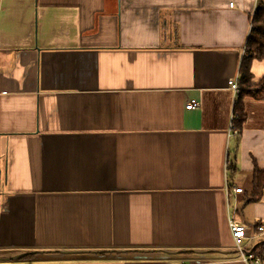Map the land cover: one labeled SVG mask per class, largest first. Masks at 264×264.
<instances>
[{
	"label": "crops",
	"instance_id": "crops-1",
	"mask_svg": "<svg viewBox=\"0 0 264 264\" xmlns=\"http://www.w3.org/2000/svg\"><path fill=\"white\" fill-rule=\"evenodd\" d=\"M256 6L0 0V256L86 252L0 264H245L229 223L264 226V99L235 133L229 82Z\"/></svg>",
	"mask_w": 264,
	"mask_h": 264
},
{
	"label": "trees",
	"instance_id": "trees-1",
	"mask_svg": "<svg viewBox=\"0 0 264 264\" xmlns=\"http://www.w3.org/2000/svg\"><path fill=\"white\" fill-rule=\"evenodd\" d=\"M254 60H264V0L256 7L254 16L252 18V27L248 35L245 47V54L240 65V91L237 94L238 101H236L237 118L234 120V127L240 130L245 122L246 116L243 108L240 105L239 98L243 96H250L255 99H264V78L259 83H253V75L250 71V65ZM254 87H258L255 90ZM254 89V90H253ZM264 196V170L255 168L252 180V196L250 201L258 202ZM253 255L264 264V242L254 247ZM27 257L26 259H30Z\"/></svg>",
	"mask_w": 264,
	"mask_h": 264
},
{
	"label": "built area",
	"instance_id": "built-area-1",
	"mask_svg": "<svg viewBox=\"0 0 264 264\" xmlns=\"http://www.w3.org/2000/svg\"><path fill=\"white\" fill-rule=\"evenodd\" d=\"M257 5L261 3L262 0H255ZM233 4H231L232 6ZM257 7V6H256ZM240 84H241V78L240 75H237L235 78L230 80L229 87L234 93V96L237 95L240 91ZM201 106L200 100H190L186 104L187 110H194L198 109ZM234 120L231 119V127L234 129V132L236 133V129L234 128ZM229 190L227 189L226 192ZM233 192L235 194H242L243 193V187L241 184H238L237 186L233 187ZM230 227V233L232 240L234 242L235 252L239 260H241L245 264H261V262L253 255L252 249L253 248H245L243 241L247 237L248 233L253 232L257 230L258 232H264V226L259 227H247L243 224H241L236 219H232L229 223Z\"/></svg>",
	"mask_w": 264,
	"mask_h": 264
},
{
	"label": "water",
	"instance_id": "water-1",
	"mask_svg": "<svg viewBox=\"0 0 264 264\" xmlns=\"http://www.w3.org/2000/svg\"><path fill=\"white\" fill-rule=\"evenodd\" d=\"M256 247V246H255ZM254 249V247H253ZM252 249V251H253ZM86 252H68V251H55V252H23L19 254L12 255L10 257H3L0 256V262H12V261H20L24 260L27 257H31L30 259H39V260H47V259H58L62 258V255H77V254H84ZM44 256V257H41ZM61 256V257H60Z\"/></svg>",
	"mask_w": 264,
	"mask_h": 264
},
{
	"label": "rangeland",
	"instance_id": "rangeland-1",
	"mask_svg": "<svg viewBox=\"0 0 264 264\" xmlns=\"http://www.w3.org/2000/svg\"><path fill=\"white\" fill-rule=\"evenodd\" d=\"M254 89H255V87H254ZM254 89H253V90H254Z\"/></svg>",
	"mask_w": 264,
	"mask_h": 264
}]
</instances>
